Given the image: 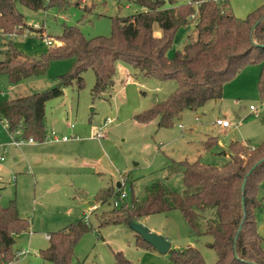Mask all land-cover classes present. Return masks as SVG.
Returning a JSON list of instances; mask_svg holds the SVG:
<instances>
[{
  "label": "rangeland",
  "instance_id": "374dc122",
  "mask_svg": "<svg viewBox=\"0 0 264 264\" xmlns=\"http://www.w3.org/2000/svg\"><path fill=\"white\" fill-rule=\"evenodd\" d=\"M184 1L174 0V5ZM226 3L235 16L244 17L250 9L263 5L264 0ZM165 6H169L167 1ZM17 8L28 28L15 37L0 32V59H6L12 48L29 58L41 57L55 47L47 45L43 34L56 40L65 25L77 26L86 38L107 37L111 34L112 18L144 10L135 0H65L38 10L17 3ZM153 30L159 33L157 25ZM175 34L167 52L171 58L193 34L192 27L183 25ZM9 40L12 48L6 45ZM70 65L68 59L51 60L44 75L15 84L0 75V100L45 91L59 82L58 76L68 72ZM259 73L260 65H244L225 81L220 99L209 100L195 111H183L173 125L163 128L157 126V119L138 122L134 115L163 100L176 87L174 79L143 77L132 64L118 60L114 87L100 97L91 95L94 74L90 69L82 74L81 87L75 81L63 86V94L45 104L44 139L34 140L28 147L8 145L4 161L0 162V205L14 203L19 215L29 222V228L14 237L12 249L17 258L9 264H54L39 254L49 245L46 234L78 220L85 222L86 214L90 228L76 242L70 264H115L117 251L132 264H171L169 251L159 253L146 246L128 225H101V220L113 215V197H106L101 203L96 196L105 188L115 193L116 183L123 178L127 181L128 204L133 197H143L155 181L183 194L187 190L182 184L179 161L224 166L230 161L231 141L250 146L264 141V90L258 87ZM251 104L260 110L257 117L249 108ZM217 117L228 119L230 126L214 125ZM1 123L0 142L6 143L7 132ZM51 130L59 138L65 135L68 139L48 138ZM100 133L102 136H98ZM210 137L215 141L207 147L206 141L212 142ZM9 153L20 155L17 163L7 164ZM258 195L263 207L256 212V220L264 229V186ZM91 202L97 204L91 206ZM211 211L207 210L204 216L212 217ZM138 222L166 238L170 249L191 246L200 251L205 264L217 260L212 237L191 234L179 210L151 214ZM198 224L204 229L205 218H200Z\"/></svg>",
  "mask_w": 264,
  "mask_h": 264
},
{
  "label": "trees",
  "instance_id": "16d2710c",
  "mask_svg": "<svg viewBox=\"0 0 264 264\" xmlns=\"http://www.w3.org/2000/svg\"><path fill=\"white\" fill-rule=\"evenodd\" d=\"M166 1L169 6L166 7ZM65 0H0V32L19 34L28 26L17 3L38 10ZM144 10L112 18L111 34L86 38L77 26L65 25L54 39L60 45L52 47L39 58H29L12 48L6 59H0V74L15 84L28 77L45 74L49 62L68 59V72L58 76L59 82L45 91L32 92L14 99L0 100V119L11 132L21 130L19 137L42 141L45 136V104L63 94V86L75 81L83 85L82 74L90 69L94 74L91 88L93 98L100 97L114 87L116 63L123 60L138 69L143 77L174 79L176 87L163 100L134 115L138 122L157 119L158 127H169L185 110L195 111L209 100L222 96L223 85L247 64L260 65L258 87L264 90V4L244 17H237L225 3L214 0H135ZM174 5V6H173ZM223 8L227 9L225 11ZM154 25L159 33H154ZM190 25L193 34L168 56L176 30ZM41 37V36H40ZM207 143V147L212 144ZM230 161L224 166H211L198 160L179 161L183 194L170 189L164 182H153L143 197H133L113 207V215L101 220V225L138 222L151 214L179 210L191 234L209 235L217 252L214 264H264V238L257 232L256 212L263 207L258 193L264 182V141L250 146L243 141H231ZM245 180L244 189H241ZM102 189L96 196L99 202L115 193ZM244 205V211H243ZM212 210V217L204 216ZM245 214L242 227L239 224ZM205 218L202 229L198 220ZM29 222L20 216L16 206L0 205V264H9L17 256L12 246L16 234L26 231ZM88 222L78 220L61 230L52 232L47 248L40 256L54 264H70L73 249ZM146 246L144 241L137 234ZM171 264H205L198 249L187 246L170 249ZM115 264H132L122 252L114 253Z\"/></svg>",
  "mask_w": 264,
  "mask_h": 264
},
{
  "label": "built area",
  "instance_id": "2783aa9c",
  "mask_svg": "<svg viewBox=\"0 0 264 264\" xmlns=\"http://www.w3.org/2000/svg\"><path fill=\"white\" fill-rule=\"evenodd\" d=\"M42 37L45 39V42L47 43V45H55V46L60 45V42L58 40H52V38L50 36H48L47 34L46 35L43 34ZM249 108L255 117H257L259 115V113H260L259 108L255 107L254 105H250ZM196 119H197V117H196ZM214 123L216 125H220L223 127H229L230 126V122L228 120L221 119V118H216ZM4 125L6 126V123H4ZM71 126H73V125H71ZM180 127H182V126L180 125ZM9 133H10V137L12 140L11 142L14 145L19 146V145L24 144L25 142H34V140L32 138H28V139L19 138V135H21L20 129L11 131ZM98 136H102V133H100ZM48 138H50L52 140L60 139L54 131L50 132V134L48 135ZM67 138H68L67 136L61 137L62 140H67ZM3 161H4V155L2 153H0V162H3ZM126 183H127L126 178H123L119 181V186L116 188L115 195L113 196V199H112L113 200L112 201L113 207H119L127 199L128 191L125 189ZM84 221L85 222L88 221V214H86ZM46 238L49 239L50 235L47 234Z\"/></svg>",
  "mask_w": 264,
  "mask_h": 264
},
{
  "label": "water",
  "instance_id": "95a60500",
  "mask_svg": "<svg viewBox=\"0 0 264 264\" xmlns=\"http://www.w3.org/2000/svg\"><path fill=\"white\" fill-rule=\"evenodd\" d=\"M264 18H260L253 24V29L258 25V23ZM264 158L260 159L258 162H256L252 167L251 170L254 169L259 163L263 162ZM245 180L242 183L241 189H244ZM119 186V183L117 184V187ZM243 211H244V205H243ZM245 214L243 213L242 220L238 227V232L240 231L242 227V223L244 220ZM128 227L131 228L136 234L140 235L141 238L149 243L155 250H157L159 253H167L170 249V243L167 241L166 238H164L160 234H156L154 232H151L148 228H146L143 224L139 222L129 221Z\"/></svg>",
  "mask_w": 264,
  "mask_h": 264
},
{
  "label": "crops",
  "instance_id": "0c3cea01",
  "mask_svg": "<svg viewBox=\"0 0 264 264\" xmlns=\"http://www.w3.org/2000/svg\"><path fill=\"white\" fill-rule=\"evenodd\" d=\"M228 0H224V1H222L223 3H225L226 4V6H227V2ZM229 5V4H228ZM230 6V5H229ZM258 7V6H257ZM256 8V7H255ZM252 9H254V8H252ZM252 9H250L248 12H250ZM230 10H231V8H230ZM232 11V10H231ZM247 12V13H248ZM3 37L4 36H6V35H2ZM16 36V34L13 36V37H15ZM7 39H10V38H7ZM0 43H1V41H0ZM10 43V40H9V42H7V44H9ZM6 44V45H7ZM0 75H5V74H0ZM6 76V75H5ZM7 77V76H6ZM39 77V76H38ZM7 79H8V77H7ZM123 81V80H122ZM130 81V79L128 78V82ZM32 93V92H31ZM28 94H30V93H28ZM24 95H26V94H24ZM19 96H23V95H19ZM19 96H17V97H19ZM14 98H16V97H14ZM13 97L12 98H9V99H14ZM8 99V100H9ZM2 100H6V99H2ZM219 101V100H218ZM252 105V104H251ZM217 118H221V119H226V118H223V117H217ZM226 120H228V119H226ZM0 121L3 123V121L0 119ZM1 123V124H2ZM213 124L214 125H216L214 122H213ZM71 125H73V124H70L69 125V127H71V129H73L74 128V126H71ZM179 126H180V124H179ZM216 126H219V127H221V128H228V127H223V126H220V125H216ZM2 127H5V125H4V123H3V125H2ZM182 128V127H181ZM5 129H6V127H5ZM51 131H53V130H51ZM6 132H7V137H8V141L6 142V143H1L0 142V153H2L3 155H5L4 153L6 152V147L8 146V145H10V144H12V145H14L11 141V137H10V133H9V131L6 129ZM63 136H65V135H63ZM62 137V136H61ZM61 139V138H60ZM68 139V138H67ZM62 140V139H61ZM62 141H65V140H62ZM33 143L34 142H25L24 144H22V145H19V146H23V145H27V147L28 146H31V145H33ZM14 146H17V145H14ZM19 146H17V147H19ZM229 155V154H228ZM50 157H54V156H52V154H50L49 155ZM8 157V165H13L14 163H17V160L16 159H18V158H20V155H11L10 153H9V155L7 156ZM119 182H117L116 183V187H117V184H118ZM264 186V182L262 183V187ZM93 204H97V203H93V202H91V206H93ZM91 208V207H90ZM88 218H89V216H88ZM261 222H264V218H262L261 219ZM66 227V226H65ZM261 230H263L264 231V229H262L261 228V226H260V224H259V222L257 223V232L264 238V234H263V231H261ZM158 232V231H157ZM47 235V234H46ZM50 235V234H49ZM48 239V238H47Z\"/></svg>",
  "mask_w": 264,
  "mask_h": 264
}]
</instances>
